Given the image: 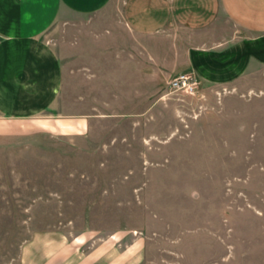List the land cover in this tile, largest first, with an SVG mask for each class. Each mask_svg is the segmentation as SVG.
<instances>
[{
    "label": "crops",
    "instance_id": "obj_1",
    "mask_svg": "<svg viewBox=\"0 0 264 264\" xmlns=\"http://www.w3.org/2000/svg\"><path fill=\"white\" fill-rule=\"evenodd\" d=\"M188 72L205 99L202 127L172 131L164 142L183 140L185 153L199 156V185L257 189L195 195L191 181H157L175 189L159 201L177 204L184 220L175 237L167 232L166 244L155 226L154 250L179 258L155 255L152 263L264 264V0H0V234L54 243L36 261L25 254L18 264H127L132 253L142 259L139 236L113 263L106 257L116 236L80 256L74 253L96 231H72L64 246L48 237L66 234L63 220L34 227L39 206L63 202L65 183L42 177L47 163L31 161L60 155L55 145L65 141L74 147L92 138L97 122L142 123L165 106L169 81ZM31 246L24 241L25 252ZM65 249L73 251L71 262Z\"/></svg>",
    "mask_w": 264,
    "mask_h": 264
},
{
    "label": "rangeland",
    "instance_id": "obj_2",
    "mask_svg": "<svg viewBox=\"0 0 264 264\" xmlns=\"http://www.w3.org/2000/svg\"><path fill=\"white\" fill-rule=\"evenodd\" d=\"M115 1L119 4L122 0ZM199 88L197 82L193 92L174 91L168 83L162 99L165 106L148 112L142 123L97 122L92 128V138L79 139L78 146L73 147L65 141L62 145H55L60 155L33 156L32 163L48 165V170L41 172L42 177L63 180L65 183L63 202L51 201L47 206H39L41 210L33 219V226L51 227L63 220L66 234L48 237L54 240L59 238L58 243L62 239L64 246L71 245L74 240V234L70 233L72 231H96L92 241L81 245L74 253L80 256L98 239L111 237L114 240L116 236L117 244L110 246L106 259L119 263V258L125 253L122 249L139 236L145 240L142 259L136 262L135 253H132L127 264H153L155 255L156 258H179L167 251H155L152 246L155 242L152 232L158 230L155 226H161L160 237L166 244L167 232L175 237L181 228L177 227L179 221L184 220L175 212L177 204L159 201V194L168 195L175 189L158 186L157 181H191L195 185L189 190L195 195L252 194L257 189L199 185V179L203 177V171L199 170V156L185 153L184 147L187 145L183 140L174 145L164 142L172 131L177 134L200 131L199 117L206 108L201 104L205 99L200 98ZM157 150L160 153L153 155ZM227 157L224 156V159ZM34 174L40 175V172ZM178 205L183 207L184 204ZM169 207H172L170 216ZM30 239L32 246L25 252L23 243ZM38 239L39 236L33 235L0 234V262L9 260L18 264L25 254L34 262L39 258L41 248L44 252L54 249V243L52 246L43 245ZM72 254L71 249H65V263L72 261Z\"/></svg>",
    "mask_w": 264,
    "mask_h": 264
},
{
    "label": "built area",
    "instance_id": "obj_3",
    "mask_svg": "<svg viewBox=\"0 0 264 264\" xmlns=\"http://www.w3.org/2000/svg\"><path fill=\"white\" fill-rule=\"evenodd\" d=\"M197 86V80L191 73H181L169 81L171 90H182L185 92H193Z\"/></svg>",
    "mask_w": 264,
    "mask_h": 264
}]
</instances>
